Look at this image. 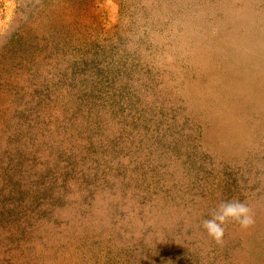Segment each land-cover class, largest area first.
Returning <instances> with one entry per match:
<instances>
[{
    "label": "rangeland",
    "instance_id": "1",
    "mask_svg": "<svg viewBox=\"0 0 264 264\" xmlns=\"http://www.w3.org/2000/svg\"><path fill=\"white\" fill-rule=\"evenodd\" d=\"M0 264H264V0H0Z\"/></svg>",
    "mask_w": 264,
    "mask_h": 264
},
{
    "label": "clouds",
    "instance_id": "2",
    "mask_svg": "<svg viewBox=\"0 0 264 264\" xmlns=\"http://www.w3.org/2000/svg\"><path fill=\"white\" fill-rule=\"evenodd\" d=\"M229 222L249 228L254 222L252 209L247 203L239 200L221 202L218 208L213 210L211 218L202 222V227L210 237L220 241L224 236L225 226Z\"/></svg>",
    "mask_w": 264,
    "mask_h": 264
}]
</instances>
